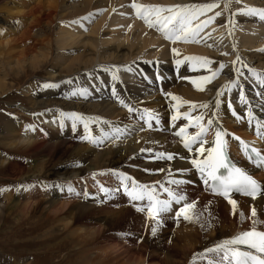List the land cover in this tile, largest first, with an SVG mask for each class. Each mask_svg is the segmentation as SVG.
<instances>
[{"label":"bare ground","instance_id":"1","mask_svg":"<svg viewBox=\"0 0 264 264\" xmlns=\"http://www.w3.org/2000/svg\"><path fill=\"white\" fill-rule=\"evenodd\" d=\"M30 1L24 0V5ZM132 2L37 0L28 10L19 12L20 4L16 0H0V27L21 26L28 19L27 27L18 37L7 28V33L0 37V99H6L0 103L10 105L11 99L18 98L23 104H19L21 107L11 104L10 111L6 110L4 118L1 117L0 172L6 171L13 183L24 188L23 200L20 195L14 200L9 194L12 190H5L9 192L5 194L8 205L0 206V218L7 219L4 211L22 205L21 219L25 222L36 214L39 215L36 222L50 220L51 233L42 236H49L47 240L56 249H74L61 264H69L73 256V264H195L196 261L204 264L209 259L219 264L222 253L201 254L225 239L250 230L253 220L258 221L256 229L264 231V192L255 199L231 194V199L237 202L233 213L232 205L208 190L190 162L203 159L207 153H198L197 144L192 145L191 151L185 149L175 132L181 127H186L190 134L198 131L195 121L190 124L183 113L193 118L203 114L205 127L212 119L214 123L204 137L207 141L204 148H209L215 130L227 132L225 149L233 156L231 159L264 188V171L249 170L238 151L240 141L234 139L239 137L257 148L264 141V127L257 130V122L264 125V85L253 74L264 78V20L242 11L246 7L264 9V0H231L228 10L224 9V0H136L163 7L219 4L196 21L221 13L199 33L198 43L175 44L138 19L129 6ZM19 16H26L25 21L20 22ZM4 38L7 40L3 41ZM173 48L179 55L173 53ZM189 56L204 57L212 63L207 69H193L192 63L184 59ZM176 60L182 63L177 65ZM221 64L225 67L204 85V91L196 90L191 80L211 75ZM22 78H27L26 89L15 95L25 84L20 85ZM230 82L235 84L225 87ZM46 84L55 86L45 87ZM81 91H86V95H80ZM218 91L222 93L219 97ZM168 93L208 107L190 109L182 105L178 109L181 115L172 121L176 102ZM128 107L133 109L131 113ZM144 109L156 113L159 123L153 119L149 127L141 119ZM60 112H76L90 118V136L102 142L93 144L86 139L81 122L74 129L72 121L65 118L61 127ZM25 119L30 121L25 123ZM52 129L58 141H53L49 133ZM121 131L125 132L120 136ZM159 153H170L174 158H159ZM14 154H28L30 164L18 157L14 159ZM57 154L79 168L67 173L47 170ZM113 171L131 176L139 183L155 185L162 199L166 198L162 185L181 191L188 202L195 203L193 211L199 214V219L185 221L181 216L177 220L175 212L184 202L173 203L172 211L162 214L161 219L167 221V227L175 228L176 243L161 241L167 228L163 227L157 229L148 246L154 222L146 211L136 210L137 206L146 207V201H130L123 188H119L120 180ZM173 179L183 183L179 186L167 183ZM95 182L113 191L106 195ZM117 188L119 191H115ZM38 192H50L52 196L46 203L29 202ZM87 197H92L93 202L88 203ZM118 202L122 203L116 209L118 214L112 218L107 215L109 218L104 223L98 217L90 218L106 215ZM253 208L256 217L251 215ZM131 221L134 226L126 232H131L133 237L138 234L139 238L144 233L142 243L135 246L136 242L127 236V248L115 246L108 232ZM62 243H65L63 247Z\"/></svg>","mask_w":264,"mask_h":264},{"label":"snow or ice","instance_id":"2","mask_svg":"<svg viewBox=\"0 0 264 264\" xmlns=\"http://www.w3.org/2000/svg\"><path fill=\"white\" fill-rule=\"evenodd\" d=\"M239 2V0H237ZM231 0H224V9L228 10L230 8ZM134 11L135 16L138 19H141L144 24L149 28H155L160 32L164 39L172 42L173 44L177 42L183 43H198L197 39L199 33L207 27V25L215 19L216 16L221 15L220 12H216L214 16L209 17L206 20L196 22L201 16L206 15V13L211 12L213 9L219 7L217 2L204 3V4H176L172 6H159V5H150V4H141L137 3L136 0L129 5ZM242 11H245L247 14L258 16L261 20H264V9H257L252 7H246ZM82 19H87L82 18ZM80 21H72V23H79ZM86 30V29H85ZM173 53L179 55L176 48L172 49ZM187 61L192 63L193 69L205 68L212 63L211 60L204 57H195L189 56L184 58ZM239 60V57H237ZM182 63L181 60H176V64L179 65ZM225 66L220 65L219 69L211 71L209 76H200L196 79L191 80L192 85L198 91H204V85L210 83L214 79L221 69ZM249 72H253L252 69H249ZM258 81L264 85V78L260 74L253 73ZM116 79L115 75L113 76ZM235 82H230L225 87L230 88ZM45 87H54L55 85L46 84ZM76 93H73L75 95ZM115 94V93H114ZM80 95H86V91H81ZM170 96L172 101L176 103L173 105L175 114L172 115V121H176L181 113L178 109L182 105H188L190 109H195L197 107L207 108V104L196 105L190 101L182 100L180 97L172 95L171 93L167 94ZM217 97L222 95L221 92L216 93ZM241 99L244 97L241 95ZM123 104V101H121ZM220 100H216V106L219 107ZM128 111L131 113L133 109L128 107ZM186 119H189L190 124L192 121H195V126L198 131L194 134L187 132L186 127H181L179 131L175 132V135L180 138L183 147L192 150V145L197 144L198 147L196 151L198 153L206 152L207 155L204 159H192L190 162L192 166L201 174L206 186L209 185L211 181V191L215 195L223 196L230 205H232L233 213H235L237 202L234 199H231V194L233 192H238L243 195L251 196L253 199L256 198V195L261 191L260 184L247 172L243 171L241 168L229 162L226 154L225 147L227 141L225 137L228 135L227 132L222 130L214 131V146L209 148H204V144L207 141L204 139L205 135L209 132L214 121L209 119L207 121L208 127H205L202 121L204 120V115H198L196 117H190L188 113H183ZM215 115V114H214ZM233 115H236L233 112ZM251 117V112L249 113ZM61 118V127H63V121L65 118L72 121V126L75 129L77 122L83 123L85 129V138L88 139L91 143H101L102 140L98 141L90 136L89 133V123L90 118H85L76 112H60ZM146 124L151 127L150 121L153 119L159 123V116L148 110L144 109V115L141 117ZM264 127L259 122H257V130ZM240 141L242 149L247 150L248 145L239 137H234ZM142 151H144L142 149ZM148 151H151L150 149ZM252 152L255 154L258 165L264 164V155H261L260 151L253 148ZM159 158H167L172 160L174 157L172 154L168 153H159ZM79 166V165H77ZM223 170V171H222ZM113 175L117 176L120 180L119 188H123L124 193L127 195L130 201L132 202H145L146 207L137 206L136 210L138 212H145L147 217L152 220L154 223L151 228L152 235L155 236L159 226H162V214L171 212L173 203L180 205L181 202H184L181 207H179L175 212V217L177 220L182 216L185 221H193L194 219H199V214L195 213L194 202H188L187 196L179 190H174L167 186L162 185L163 192L166 193V198H161L157 192L155 185L139 183L133 177L128 176L124 173H118L113 171ZM95 176V174H93ZM168 184H175L179 186L183 181L179 180H169ZM117 188L115 191H119ZM101 191L105 192L107 195L109 192L113 191L111 189H106L101 187ZM68 191H73L71 185L68 186ZM87 195V194H85ZM243 217V213L240 214ZM251 215L256 217V210L253 208L251 210ZM253 227L250 230L243 231L235 235L230 239H225L217 243L212 248H207L205 253L201 254L202 256L207 255L208 253H215L217 255L223 254L221 256L219 264H264V231H259L256 229L255 225L258 223L257 220H253ZM248 249V250H244ZM195 260V257H194ZM208 264H217L214 259H209Z\"/></svg>","mask_w":264,"mask_h":264},{"label":"rangeland","instance_id":"3","mask_svg":"<svg viewBox=\"0 0 264 264\" xmlns=\"http://www.w3.org/2000/svg\"><path fill=\"white\" fill-rule=\"evenodd\" d=\"M18 4H20L19 6V12L23 11L25 12L26 10H28L31 6H33L37 0H32L28 3H26L24 5V0H16ZM26 16H19L18 20L21 22V20L25 21ZM28 24V19L26 21V23H22L21 26H15L13 25L12 28H7V24H3L0 28H3L0 37H2L4 34L7 33V29L8 30H14L16 36L18 37L20 32L23 31ZM7 28V29H6ZM3 41H6L7 38L2 39ZM1 41V39H0ZM15 47V45H14ZM34 80H39L35 77ZM27 78H22L20 80L21 84L23 85L25 83ZM12 83V82H11ZM28 84V81L21 87L18 88L17 91H15L13 94L17 95V94H21L25 89L26 86ZM25 86V87H24ZM14 96V95H13ZM13 96H11L10 98H12ZM6 99H0V102L4 101ZM13 101V103H10V105L12 104L13 106H22L23 104H21V100L18 98H15L14 100L11 99ZM20 104V105H19ZM10 105H6L3 103H0V125H1V120L2 118H4V115H6V110H9ZM20 106V107H21ZM18 107V108H20ZM11 115H14L13 112L10 113ZM3 116V117H2ZM2 117V118H1ZM30 120H26L25 119V123H28ZM57 122H58V117H57ZM65 127V126H64ZM125 131H121L120 132V136L124 134ZM49 133L52 134L53 136V141H58L56 139V132L55 129L49 130ZM233 133V132H231ZM127 134V133H126ZM235 134V133H233ZM126 136V135H125ZM264 150V148H263ZM21 158L22 161L24 163H29V155L28 154H14L13 158ZM23 163V164H24ZM22 164V165H23ZM30 164V163H29ZM79 167L74 166L70 163L69 160H67L65 157H62L60 154H57L53 160L51 161V163L48 165V169L49 171H54L55 173H67L70 172L72 170H76ZM98 185H101L100 183L95 182V186L97 187ZM102 186V185H101ZM103 187V186H102ZM194 188H198L196 185L193 186ZM30 188V187H29ZM39 189V187H37ZM104 188V187H103ZM31 189V188H30ZM54 190L55 187L53 188ZM10 191L12 190L9 194L13 196L14 200L17 199L18 195H20L21 200H23V196H21V194L24 192V188L22 187V184H18L17 183H13L8 176V173L5 171L0 172V206L3 207V205H8L6 197L8 194L6 193V191ZM33 190V188L31 189ZM103 192V191H101ZM263 193V192H262ZM52 195L50 194V192H44V193H36L33 196H31L28 201L31 203H39L41 201H43L44 203L47 202V199L49 197H51ZM81 196L76 195V199H80ZM125 197V196H124ZM71 200H73V198H70ZM125 199V198H124ZM92 197H87V201L88 203H92L93 201ZM12 201V200H11ZM226 204V202H225ZM122 205V203L118 202L116 204H114L110 210L111 213H106V215H102L99 214V216H92L90 218H100L102 220V222L104 223V220L107 218H112L114 215H116V212L118 214V211L116 209L120 208ZM126 204H124L123 206H125ZM20 209L17 208L15 210H10L7 209L6 211H4L5 217H8L7 219L3 217L0 218V264H56L57 262L59 264H61L64 261H61L64 257H66L65 255L68 252H73L74 249H70L67 247L65 248H58L56 249L53 243L47 239H49L48 237H43L42 235L44 233H51L52 228L51 227V221L50 220H46L44 218V221H39L36 222L35 220H37V217L39 215H35L34 217L30 216L28 217L26 222L24 221L23 218V214H22V210H21V206L19 205ZM116 210V211H115ZM14 211V212H12ZM114 211V212H112ZM12 212V213H11ZM9 214V215H8ZM107 215L109 217H107ZM170 219V218H168ZM16 221V222H15ZM23 221V222H22ZM18 222V224H17ZM144 222V221H143ZM166 222L164 221L162 222V226L158 227L163 228V227H167L166 226ZM38 224H40V226H37ZM134 226V223L131 222H124L121 223L117 228H112L109 232H108V238H112L113 236V242L114 245H120L121 248H127L128 247V239H126L127 236H129L131 238V240L135 243V246H138L142 243L143 241V237H144V233L142 234V236L139 238L138 234L136 236H132L131 232L127 233L126 230L127 228H129L131 231L132 228ZM164 232L161 236V241L163 243L166 244H170L171 241H177V236H176V231L174 227H167L164 228ZM53 234V233H52ZM51 234V235H52ZM128 234V235H127ZM48 235V234H47ZM46 236V235H45ZM156 236V235H155ZM155 236L152 235V232L150 230V240L148 242V246H150L152 244V240L155 238ZM66 242H68L67 240H65ZM65 243H62V247L64 246ZM131 248V247H130ZM71 256V255H70ZM74 258L75 256L71 257L69 260V264H73L74 262ZM61 262H60V261ZM71 261V263H70ZM68 264V262L66 263ZM195 264H202L200 262H195ZM204 264H208V260L205 261Z\"/></svg>","mask_w":264,"mask_h":264}]
</instances>
